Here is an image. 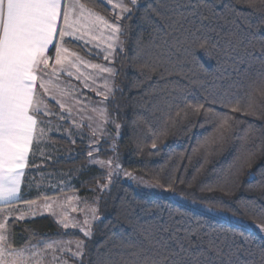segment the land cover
Listing matches in <instances>:
<instances>
[{"label": "snow or ice", "instance_id": "obj_1", "mask_svg": "<svg viewBox=\"0 0 264 264\" xmlns=\"http://www.w3.org/2000/svg\"><path fill=\"white\" fill-rule=\"evenodd\" d=\"M237 2L247 7L249 15L242 14ZM145 3L146 0H0V264H68L57 255L66 252H70L74 264H264V243L254 244L250 234L207 229L199 221L187 219L179 207L169 209L165 217L162 208L155 212L138 209L123 199L118 215L128 222L131 232L121 234L118 249L113 245L101 252L103 245H98L93 260L86 240L94 238V225L101 221V196L93 201L97 206L80 209L83 221L53 210L54 206L63 209L64 203L77 197H66L62 203L45 193L44 204L37 205L36 200L21 196L29 154L34 144L38 149L45 127L51 126L53 120L73 144L75 137L83 139V128L91 131L87 155L104 170L107 182L97 186L102 195L110 194V186L124 178L136 180L124 170L114 145H109L113 154L106 161L94 153L103 151L104 124H113L119 135L121 124L110 120L106 110L110 97L119 91L112 86L118 72L111 65L118 52L124 51L122 37L130 35L129 21L137 13L150 29L146 43L137 37L145 56L141 67L147 69L146 79L153 72L159 74L149 86L151 91L141 97L156 119L155 124L146 121L151 125L152 149H157V141L168 134L170 126L195 116L203 117L199 126L211 125L202 140L220 145L230 139L229 121L236 119L230 113L264 118V35L257 34L264 30V0ZM105 12L113 14L111 19L105 17ZM253 15L259 18L256 31L250 23ZM257 50L259 56L255 54ZM100 56L108 65L92 62L91 57ZM202 58L216 62L212 73L189 75L184 70L187 65L202 66ZM102 73L109 74L103 78V91L95 87ZM85 89L94 91L102 100L92 103ZM253 135L250 125L241 143L233 147L234 160L254 154L248 147ZM192 151L195 153L197 148ZM231 167L229 164L221 170L215 182L204 186L206 190H224ZM159 187L172 189L171 174ZM21 203L27 209L18 208ZM34 205L51 211L58 216L59 226L78 230L85 239L45 237L39 245L17 250L13 247L15 224L34 215ZM71 210L78 211L76 206ZM252 215L264 234V208ZM26 239L30 241L31 237ZM48 255L51 261H47Z\"/></svg>", "mask_w": 264, "mask_h": 264}, {"label": "trees", "instance_id": "obj_2", "mask_svg": "<svg viewBox=\"0 0 264 264\" xmlns=\"http://www.w3.org/2000/svg\"><path fill=\"white\" fill-rule=\"evenodd\" d=\"M147 2L149 0H146L145 6ZM219 2L220 0H217V3ZM236 6L242 10L243 15H249L245 5L237 2ZM103 14L108 19H111L113 15L111 12ZM139 17L140 13H137V16L129 21V24L132 25L130 35L126 38L122 37L125 39L124 51L118 52L112 63L118 72V75L114 77V87L118 88L119 91L110 98L107 108L112 119L121 124V134L114 142L107 140L108 143H104L102 140L103 151L99 152L98 155L108 159L113 154L109 151V145H114L118 150L120 163L124 170L143 177L156 185L164 184L165 178L171 174L173 180L171 190L176 194L230 214L235 212L236 217L256 224L257 221L252 213L258 214L260 209L264 208V118L244 115L242 112L230 113L232 117L236 118L229 121L232 125L230 139L227 143L220 145L205 143L202 140L211 125L199 126V121L203 117L195 116L191 120L185 119L176 126H170L168 134L157 141L158 150L152 149L153 136L152 132L149 131L151 125L146 124V121L155 124L156 119L144 105L141 97L146 92L151 91L149 86L153 85L159 78V74L153 72L150 74V78L146 79L147 69L141 67L145 56L137 37H141L146 43L149 39L150 29ZM250 23L253 26L252 30L256 31L259 25L258 16H251ZM257 34L264 35V30L257 32ZM255 54L259 56V50ZM91 60L101 61L96 57H91ZM200 64L202 65L200 67L187 65L184 70L189 75L196 73L203 76L214 71L216 62L202 58ZM192 99L193 97H189V100ZM250 125L254 135L248 147L253 149L254 154L250 158L242 157L239 160H234L233 147L241 143L242 138L248 133ZM75 139L76 143L73 144L68 138L53 134L50 142L57 144L60 150L47 152L49 156H45L44 162L41 158V161L36 163L34 155V160H31L33 164L30 163V166H38L37 172L45 174L44 178H38L32 184L38 187L36 190L44 188L40 190L41 192H27L25 197L26 199H35L42 198L45 193L53 196L70 191H77L80 195L94 200L97 196H101L98 204L101 221L94 225V238L86 240L89 252L92 254L91 259L96 258L95 252L98 245H103L100 248L101 252L106 247L113 245H116L118 249L121 234L131 232V226L128 222L122 215H118V208L122 199L129 204L136 205L138 209H152L155 212L157 208H162L165 217H167L169 209L174 211L179 207L180 212L186 213L187 219L193 223L199 221L207 229L223 228L230 232L243 231L252 236L254 244L264 243V237L258 234L193 212L169 200L141 190L130 181L121 180L119 183L110 186V194L102 195L97 186L107 182L104 179V171L88 165V146L82 140ZM198 142H200V146H198ZM193 148H197L195 153L192 151ZM37 151V146H35L34 153L36 154ZM153 152H155L154 155L150 154ZM205 158L207 163H204ZM201 164H203L202 168L199 167ZM229 164L232 167L229 170L228 183L223 186L224 190L221 188L206 190L204 186L215 182L221 170L227 169ZM34 172L36 170L28 171V185L31 184ZM48 173L51 176H45ZM47 185H51L50 190L46 189L45 186ZM68 185H70L69 188H63L64 191H59L62 189L61 186L67 187ZM52 189V193H49ZM249 202L253 203L249 204ZM177 218L179 219V217ZM107 221H111V223L109 224ZM29 237H31L30 241L26 239ZM45 237L50 240L57 238L85 239L82 233L78 231H62L50 217H38L15 224L13 247L22 249L41 242Z\"/></svg>", "mask_w": 264, "mask_h": 264}, {"label": "rangeland", "instance_id": "obj_3", "mask_svg": "<svg viewBox=\"0 0 264 264\" xmlns=\"http://www.w3.org/2000/svg\"><path fill=\"white\" fill-rule=\"evenodd\" d=\"M107 76H109L108 73H102L100 76H98V77H100V88L99 89H101L102 91L104 90V79L103 78L107 77ZM112 86L114 87V84ZM85 95L87 96L86 93H85ZM90 97H91L92 103H96V101L102 100V97H98V96H96V94H94V95L90 94ZM95 97H97V99ZM106 110H107V113L109 114L108 108ZM88 114L89 113H85L86 116ZM92 115H95V114L92 113ZM109 119L112 120V117H111L110 114H109ZM85 123H88V121L86 120ZM103 127H104L105 131H104V135H103V139L102 140H109V141L113 140L112 142H114L115 139L120 137L121 128L119 130V135L117 136V132H116L115 127H114L113 124L106 123V124H104ZM48 134H55V135H59V136H64L65 137L63 130L57 129L55 127V125L54 126L52 125L50 128H46L45 129L44 137H43V139H42V141L40 143V151H41V154H42L43 162H44L45 156L46 157L49 156L47 152L55 151V150L59 151L60 150V148L58 147L57 144H56L57 145L56 146L55 144H52L47 139ZM87 134L88 133L86 132L85 133L86 137L84 136L85 140H82V141L88 146L89 137L91 138L92 133H91V135H89V137H87ZM75 138H79V137H75ZM113 138H115V139H113ZM97 139H100V137L97 136ZM69 151H71V149H69ZM98 153H94V156H96L99 160H101V161L108 160L107 158L100 157L98 155ZM88 165L92 166V167H96V168L100 169L101 171H104V170L101 169V167H100V165L98 163H94L92 160H89ZM132 176L136 177V180H129L128 178H124L122 180L123 181H130L134 186H136L137 188H139L141 190H144V191H146L148 193L156 195V196H158V197H160L162 199L169 200V201H171V202H173V203H175V204H177L179 206L185 207V208H187V209H189V210H191L193 212L205 215V216H207V217H209L211 219H214V220H217V221H220V222H223V223H227V224L232 225V226H236V227L242 228L244 230L253 232L255 234H258V235L264 237V234H262L259 231V229L256 227V224H254V223L245 221V220H243V219H241L239 217H236V216L233 217V215L228 213V212H225V211H222V210H219V209H216V208L209 207V206H207L205 204H202V203L194 201V200H190V199H188V198H186V197H184L182 195L176 194L172 190L165 191L163 188L159 187V185L153 184L150 181H147L146 179H144L143 177L136 176L134 174H132ZM141 180H143L144 183H139V181H141ZM61 187H62V189L63 188H69L70 185H68L67 187L66 186H61ZM53 189L58 190L57 188H53ZM59 199L60 200H58V201H60L62 203L65 201V198H59ZM43 204H44V202H43ZM43 204H37V205H43ZM72 206H76L78 211L73 212L71 210ZM88 206H96V205L93 204V202L91 200H89V199H81L80 198V199L72 201L71 203H64L63 209H61L58 206H54L53 210L55 212H57V213H60L61 211L67 212V214L69 215L70 218L74 217V218H77L80 221H83L84 212L80 211V209H85L86 210V208ZM32 212L34 213V215L29 214L28 217L25 220H30V219L35 218V217L46 216V215H50V218L53 219L55 221V223H56V220L58 219V216H54L51 211H49L47 209H44L42 207L37 208L35 205L32 206ZM59 228L62 231H78V230L71 229V228H69L68 230H65V229L62 228V226H59ZM57 239H62V240H66V241L67 240H71V241H75L76 240V239H66V238H57ZM57 239H55V240H57ZM40 243L41 242H39L37 244L39 245ZM37 244H31L29 246L31 247V246L37 245ZM71 250L72 251L75 250L74 244L71 245ZM57 255L62 257L65 260H67L68 264H74V261L71 258L70 252L57 253ZM47 261H51V255L47 256Z\"/></svg>", "mask_w": 264, "mask_h": 264}, {"label": "crops", "instance_id": "obj_4", "mask_svg": "<svg viewBox=\"0 0 264 264\" xmlns=\"http://www.w3.org/2000/svg\"><path fill=\"white\" fill-rule=\"evenodd\" d=\"M83 55V54H82ZM96 58H99V59H101V61H94V60H92V62L93 63H98V64H103V65H108V61H105L104 59H103V57L102 56H100V57H96ZM112 66V65H111ZM87 71H90V72H92L93 70H91V69H89V70H87ZM90 83H91V81H89ZM95 87H97V88H100V77H97L96 78V84H95ZM84 92L87 94V96L88 97H90V94L91 95H94L95 94V92L93 91V92H89L88 90H84ZM91 98V97H90ZM96 99H97V97H95ZM97 102V101H96ZM56 124V121H54L53 120V122H52V125L54 126ZM51 125V126H52ZM51 126H46L45 127V129L46 128H50ZM83 132H84V136H85V133L87 132L88 134H87V137H89V135H91V131L87 128V127H85V128H83ZM53 134H48V136H47V139L50 141L51 140V136H52ZM84 136H83V139H81V138H78L79 140H85V138H84ZM86 137V136H85ZM90 138V137H89ZM36 145L34 144L33 145V149H32V152H30V154H29V160H28V166L24 169V173H25V175L22 177V183H21V196L24 198V199H26V193L27 192H34V191H39V192H41L40 190L41 189H43V188H41V189H37L36 190V188H38V187H35V185L34 184H32V182L33 181H35V180H37L38 178H44V174L45 173H38L37 172V169L39 168H37V167H32V166H30V163L31 164H33L32 162H31V160L33 159L34 160V155H35V161H36V163L37 162H39V161H41V158H42V154H41V151H39L40 150V144H39V146H38V151H37V153L35 154L34 153V147H35ZM89 160H90V158H89ZM89 162V161H88ZM30 170H33V171H35L36 170V172H34L33 174L34 175H32V177H33V179H32V181L30 182L31 184H27V178H28V171H30ZM36 173V174H35ZM50 173H48L47 175H45V176H47V177H49V176H51V175H49ZM46 177V178H47ZM51 185H47V186H45V187H47L46 189H51V187H50ZM52 191L53 190H51V192H49V193H52ZM57 200H60L59 198H66V197H77L78 199H89V200H91L92 202L94 201V199H92V198H89V197H86V196H82V195H80L77 191H70V192H64V193H62V194H59V195H53ZM33 200H36L37 201V204H43V202H45L44 201V199H43V197L42 198H35V199H33ZM17 207L18 208H22V209H27V205H25V204H23V203H21V204H18L17 205ZM39 217H50V215H46V216H39ZM35 218H38V217H35ZM32 219H34V218H32ZM31 220V219H30ZM23 221H26V220H23ZM52 240H55V239H52ZM38 245V244H37ZM28 247H30V246H28ZM25 248H27V246L26 247H24V248H22V249H17V250H24Z\"/></svg>", "mask_w": 264, "mask_h": 264}]
</instances>
